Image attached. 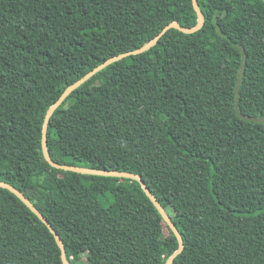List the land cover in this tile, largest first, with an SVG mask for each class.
<instances>
[{"label": "trees", "instance_id": "1", "mask_svg": "<svg viewBox=\"0 0 264 264\" xmlns=\"http://www.w3.org/2000/svg\"><path fill=\"white\" fill-rule=\"evenodd\" d=\"M50 117L60 165L140 175L179 231L172 264H264V0H196ZM192 0H0V182L69 264H165L179 248L133 179L51 167L49 108ZM0 264H62L50 230L0 188Z\"/></svg>", "mask_w": 264, "mask_h": 264}, {"label": "water", "instance_id": "2", "mask_svg": "<svg viewBox=\"0 0 264 264\" xmlns=\"http://www.w3.org/2000/svg\"><path fill=\"white\" fill-rule=\"evenodd\" d=\"M193 2V7L194 10L197 14V24L194 28H183L179 24L173 22L165 26L159 34H157L152 40H150L147 44H145L143 47H141L138 50L120 54L118 56H114L112 58H109L99 66L95 67L93 70H91L89 73H87L85 76L74 82L72 85H70L64 93L59 97V99L49 108L47 111L44 122H43V127H42V151L44 158L46 162L53 168L59 169V170H64V171H70V172H75V173H80V174H86V175H95V176H105V177H116V178H125V179H133L138 181L145 194L149 198V200L152 202V204L155 206L159 214L161 215L162 219L166 222V224L169 226L171 231L174 233L176 236L178 243H179V248L178 250L170 256L165 264H172L175 257L178 256L184 249V244H183V239L177 230L175 224L172 222L171 218L169 215L166 213V211L163 209V207L160 205V203L156 200V198L152 195V193L149 191V189L146 187V185L143 183L141 176L140 175H135L133 173L129 172H118V171H103V170H95V169H89V168H81V167H75V166H66V165H60L55 163L54 161L51 160L48 150H47V127L48 123L50 120V117L52 116L53 112L58 108V106L63 102V100L72 92L74 91L77 87H79L81 84H83L85 81H87L89 78H91L93 75H95L97 72L105 68L106 66L119 61L121 59H124L130 55H138L141 54L147 50H149L152 46H154L158 40L167 32V30L174 28L179 30L182 33L185 34H191L194 33L198 30H200L203 26L204 20H203V15L201 11L199 10V7L196 3V0H192ZM0 188H5L11 193H13L19 200H21L38 218L41 220L45 226L50 230V232L53 234L56 243L61 251V261L62 264H69L64 256V247L61 238L57 234V232L53 229L51 224L47 221V219L36 209V207L17 189H15L13 186L8 185L6 183L0 182Z\"/></svg>", "mask_w": 264, "mask_h": 264}]
</instances>
